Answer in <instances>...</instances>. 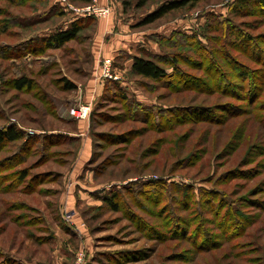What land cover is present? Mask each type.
Masks as SVG:
<instances>
[{
	"label": "rangeland",
	"instance_id": "rangeland-1",
	"mask_svg": "<svg viewBox=\"0 0 264 264\" xmlns=\"http://www.w3.org/2000/svg\"><path fill=\"white\" fill-rule=\"evenodd\" d=\"M62 1L0 0V131L16 125L26 135L16 146H0V264L8 259L9 264H76L81 251L88 264H264V6L250 0L236 17L241 0H201L192 9L139 29L134 26L175 0H119L126 21L135 23L130 31L142 35L134 53L162 54L163 49L168 56L162 66L171 81L153 82L123 71V63L133 55L129 51L118 52L114 62L107 59L112 62L110 77L103 54L96 61L97 23L110 22L111 5L65 0L80 10L93 4L110 8L109 17L98 18L76 16ZM80 19L89 22L62 48L46 49L40 42L39 38L66 31ZM215 25L224 32L215 31ZM174 33H197L210 54L204 58L189 46L172 48V41L161 46L162 38L170 39ZM237 33L255 41L241 44ZM205 36L211 38L210 44ZM111 37L101 45L110 44ZM258 54L263 56L257 60ZM237 65L248 69L250 77L240 75ZM219 73L226 74L233 90L219 88ZM22 77L33 82L32 88H14L12 82ZM62 79L74 83L76 90L66 91ZM102 80L105 94L97 101L86 97L87 87ZM114 80L126 82L125 93L139 101L137 118H130L128 105L116 100L120 95L113 90ZM90 104L92 110L97 108L84 119L90 123L92 154L82 179L94 169L99 177H94V186L112 182L106 186L121 187L142 178H164L171 184L194 185L197 195L200 188L226 192L241 203L237 215L244 219L243 227L251 223L246 234L231 239L234 228L229 229L228 223L219 227V216L211 233L220 243L232 241L200 250L191 238L171 237L176 217L171 220L169 212L157 217L162 204L126 193H121L119 212L102 202L78 204L84 227L75 222L79 228L74 230L73 223L62 217L60 204L76 182L86 154L82 140L72 143L63 134L76 136L78 124L71 111ZM176 107L181 113L169 112ZM191 107L196 111L188 112ZM157 108L166 110L160 128L150 121ZM48 133L59 134L55 145L43 149L30 142L29 150L14 156L30 136L38 140L45 136L44 141L53 144ZM175 213L186 217L183 211ZM208 217L215 220L214 215Z\"/></svg>",
	"mask_w": 264,
	"mask_h": 264
},
{
	"label": "trees",
	"instance_id": "trees-1",
	"mask_svg": "<svg viewBox=\"0 0 264 264\" xmlns=\"http://www.w3.org/2000/svg\"><path fill=\"white\" fill-rule=\"evenodd\" d=\"M72 1L78 5L79 4L90 5L93 2L92 0H72ZM249 1L250 0L239 1V3L241 2V4L238 6L239 10L238 12H236V15H235L236 17L241 15V13H243V10H245V7L248 6ZM256 1L259 2L262 6H264V0H256ZM200 2L201 0L169 1L166 5H163L158 10L149 14V16H146V18L142 22H140L134 27L140 29V28L150 26L151 24H154L158 22L159 20H162L165 16L173 12H178L186 8L192 9ZM123 6L126 7V8L124 7V9L126 10L128 7V4L124 2ZM142 7L143 5L139 6V8H142ZM64 12H67V11L64 9ZM86 22L87 23L89 22L88 19L83 20V21H81V19L74 21V23L69 27L68 30L59 32L53 35L41 37L39 38V40L40 42H42V45L46 46V49L55 50V49L62 48L65 44L77 38L78 34L83 30L82 27L84 26V24H86ZM225 23H229V20L226 19ZM231 29H232V26L230 24V27L228 28V30H231ZM215 31L223 33L224 28L221 29L219 26L215 25ZM237 35H238L237 41H239L241 44L248 43L249 41L250 42L255 41L253 37L251 36L243 35L241 33H237ZM225 36L226 35H224V37ZM204 38L206 39L207 43L210 44L211 38L208 36H205ZM171 41H172V46H171L172 48H183L184 46H189V47H192L194 51H197L201 55V57H204V58H206L207 52H209L210 54L208 45L204 44L200 40L197 33H194L193 35L174 33L172 34L170 39L162 38L161 46H164L165 44H168V42H171ZM161 51H162V54H154L148 51H140V53H138L137 56L133 57L134 63L129 72L130 73L129 75L132 74L133 76L141 77L143 79H148L153 82L171 81L170 80L171 76L168 74L167 70L162 66V64L164 65L167 64L166 61L168 59L167 58L168 56L164 55L163 49H161ZM262 56L258 54L256 56L257 60L261 59ZM223 57H226V55L224 54ZM234 65L236 64L234 63ZM172 67L174 68V72L179 71L175 60H173ZM236 68L237 70L240 69L239 70L240 75L247 76V73H248V76H249L248 69L240 67L238 65L236 66ZM245 71L247 72L245 73ZM129 75H127L125 78L127 79ZM219 77L221 81L220 83L221 87L219 88H224L228 91L233 90V87L230 85L225 73H219ZM114 81L115 83H113V87H114L113 90H116V92H118L120 95V96H117L116 100H119L123 102L124 104L128 105V114L130 115V118L132 119L137 118L136 113L139 111V109H142L139 101L134 98L132 99L129 95L125 93V89L122 87L123 82L118 81V80H114ZM62 82H63L64 88L66 91H75L77 88L74 83L70 82L67 79H62ZM12 83L14 84V88L18 91H23L27 88H32L33 86V82L26 77L15 79ZM251 89H249V92H248V95L249 96L251 95V97L249 98L250 101L253 99L252 98L253 92ZM104 92H106V90H104ZM96 108L97 107H94L92 111L95 112ZM193 109L194 108L191 107V109H188V110L186 109V110L189 112V111H192ZM156 110L158 111L157 114L151 117L150 121L153 120L155 123V127L160 128L159 126L163 123V119L166 115V110H164L163 108H157ZM149 111H151V109H148L147 112ZM176 111L177 112L180 111L181 113V109L178 107L169 110L170 113H176ZM148 117H150V113L147 114L146 118ZM59 121H63V120L59 119ZM74 123H76L75 125H77V120L74 119ZM48 135L50 136L51 140L49 142L51 143H53V139L59 136V134H56V133H48ZM63 135L65 136L67 140H69L72 143H76L78 142V140H80L76 136H70L66 134H63ZM25 137H26L25 133L21 131L16 125H9L0 131V146L3 144L8 145V146L9 145L16 146V144L20 141H23ZM43 138H46V137L44 136ZM43 138L40 137V140H38L37 136H30V138L26 139L23 147L21 146L17 148V151L14 153L15 154L14 156H16L17 152L19 151L29 150L28 146L30 142L33 144H40L43 149L46 147L50 148L51 146L55 145V143L49 144L47 143V141L45 142ZM18 162H15L13 165H15ZM92 163H93V159H91L89 165ZM93 171L95 174V178L98 179L99 177L96 174V170L93 169ZM110 184H114V183L110 182V183H105L104 185H110ZM133 188H137V191L135 192ZM162 190H164L165 192H162ZM121 193H126L127 195L129 194L132 196L143 195V196H146L148 200L154 201L153 203H155L156 206H159L162 204L163 206H161L160 210L155 212V215L157 217H162L163 215H166L168 212L171 213L170 214L171 220H173V218L176 217V221L173 223L174 225L172 228L173 232L171 231V237L172 238H185V239L191 238L193 243L200 250H209L212 248L213 249L218 248L219 246H221V244H226L229 241H232L229 239L227 240V242L220 243L216 235H213L211 233L212 229L214 228L212 225L215 224V221L217 217L219 216L222 217V220H221L222 222L217 224L219 225V227H223L225 224L228 223L230 224L229 229L234 228L229 234L231 236V239L238 238L242 236L243 234L245 235L251 225V223L245 222V226L243 227L244 219L237 215V212L239 211L240 205H241V203H239V200L234 199L232 195H229L226 192L214 190V188H211L209 190H202L200 188L198 192L200 193V195H197V192L195 193V186L191 184L190 185L171 184L168 181H165L164 178H160L157 180H153L150 178H142L136 181H132L128 183L127 185L123 184L121 185V187L114 185V186H110L107 189H101L95 194V196L96 198H98V200H100L103 203V206L113 210L114 212H119L121 211V204H120ZM161 193L163 194L162 198H159L158 200L157 196H159V194ZM147 195L149 196L147 197ZM165 196L168 197V200L165 198ZM166 203L167 204L172 203L173 205L175 204L177 207L174 208L172 205L169 208L168 206H164ZM180 204H186V205L183 208H180L179 207ZM173 208L177 212H181V211L185 212L186 217L179 216L177 213H175V211L170 212V209H173ZM211 215L215 216L214 221L213 219H209L208 216H211ZM60 219L62 218L60 217ZM63 225L65 226L66 224L63 223ZM64 229L67 230L66 228ZM230 236H227V237H230ZM200 238H202L201 242L199 241ZM0 254H1V251H0ZM10 258L12 259L13 257L10 256ZM15 260L18 261L17 259ZM5 262L6 264H9L11 261L10 259H8ZM17 264H22V263L18 261Z\"/></svg>",
	"mask_w": 264,
	"mask_h": 264
},
{
	"label": "crops",
	"instance_id": "crops-1",
	"mask_svg": "<svg viewBox=\"0 0 264 264\" xmlns=\"http://www.w3.org/2000/svg\"><path fill=\"white\" fill-rule=\"evenodd\" d=\"M96 4L100 6H112V17L110 19V22L106 25L103 22H98L97 25L99 27L98 30V35H97V40L95 43V58L96 61L102 57L103 54V60L110 59L114 62V59H118L117 55L118 52H123V51H129L132 58L130 60H126V63H123L124 65V72H130L132 66H133V57L137 56L138 53H134L135 49L137 48L138 44L142 42V35L138 33H133L131 30V27L133 25V21L127 22V15H124V11L122 8V5L119 0H92ZM135 24V23H134ZM107 26V27H106ZM129 32V34H128ZM114 35V37H111ZM141 36V37H140ZM109 38L111 37L112 41L110 44L106 45H101L102 41L104 38ZM101 47V48H100ZM115 72H117L115 70ZM120 80V79H119ZM122 86L127 87V83L123 82ZM103 87H104V81H100V83H97L94 85L91 83L87 87V92H86V97H90L91 99L96 98V101L100 99V97L104 94L103 93ZM95 103V102H94ZM78 123V130H76V136L80 140L84 142L83 144V152L86 154L85 159L82 161L80 168L82 167L81 170H79L78 175H76V182L73 183V185L70 187L68 192H66L63 195V198L61 200V215L64 217L66 222H72L74 225V230H77L75 226V222L80 225L81 228L84 227L83 221L81 219V216L79 214V210L77 208V205L79 204L80 206L84 205H91V204H97L100 203L101 201L96 198L95 194L100 191L101 189H107L109 186H103L100 187L101 185L94 186L93 180H94V174L93 172H89L86 174L85 177H81L83 174V169L84 166L89 162V159L92 154L91 147L88 146L89 142V129H90V123L87 120H82V121H77ZM91 140V138H90ZM81 174V175H80ZM74 177V178H75ZM78 177V178H77ZM74 213L75 215L73 216ZM70 216V219L68 220L67 217ZM68 222V223H69ZM70 222V223H71ZM67 223V224H68ZM79 228V227H78Z\"/></svg>",
	"mask_w": 264,
	"mask_h": 264
},
{
	"label": "built area",
	"instance_id": "built-area-1",
	"mask_svg": "<svg viewBox=\"0 0 264 264\" xmlns=\"http://www.w3.org/2000/svg\"><path fill=\"white\" fill-rule=\"evenodd\" d=\"M71 4L68 3L67 1H62V6L64 8H67L68 10H73L76 14V16L78 14H80L81 16H95L98 18H107L110 16L111 14V10L108 7H100L96 4H93L87 8H83V9H75L73 6H70ZM67 11V10H66ZM106 68H107V72H106V76L110 77V68L112 67L111 64L112 62L110 60H106ZM92 111V107L91 104L90 105H82L80 107H78L77 109H72L71 114L72 116L77 120V121H82L84 119H87V117L90 116ZM31 133V132H30ZM67 219H70V216L67 217ZM76 264H88L87 263V258H86V254L84 252H79L76 254Z\"/></svg>",
	"mask_w": 264,
	"mask_h": 264
}]
</instances>
